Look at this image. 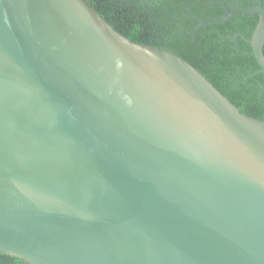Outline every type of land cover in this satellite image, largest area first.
<instances>
[{
	"label": "water",
	"instance_id": "water-1",
	"mask_svg": "<svg viewBox=\"0 0 264 264\" xmlns=\"http://www.w3.org/2000/svg\"><path fill=\"white\" fill-rule=\"evenodd\" d=\"M223 7L264 72V4ZM0 253L264 264V120L84 0H0Z\"/></svg>",
	"mask_w": 264,
	"mask_h": 264
},
{
	"label": "trees",
	"instance_id": "trees-1",
	"mask_svg": "<svg viewBox=\"0 0 264 264\" xmlns=\"http://www.w3.org/2000/svg\"><path fill=\"white\" fill-rule=\"evenodd\" d=\"M84 1L126 38L177 54L241 112L264 120V72L248 76L259 65L245 40L251 37L257 15L233 13L223 22L199 26L201 21L222 16V0ZM254 4L256 0H243L238 7L249 8ZM263 4L264 0L260 5ZM0 264L26 263L0 253Z\"/></svg>",
	"mask_w": 264,
	"mask_h": 264
},
{
	"label": "flooded vegetation",
	"instance_id": "flooded-vegetation-1",
	"mask_svg": "<svg viewBox=\"0 0 264 264\" xmlns=\"http://www.w3.org/2000/svg\"><path fill=\"white\" fill-rule=\"evenodd\" d=\"M262 0H256V4L254 5H260ZM227 3H225V0H222L221 5L223 6L224 4L229 7V8H234L238 7V5L243 2V0H226ZM240 8V7H239Z\"/></svg>",
	"mask_w": 264,
	"mask_h": 264
}]
</instances>
